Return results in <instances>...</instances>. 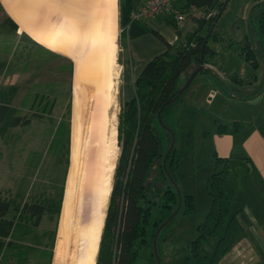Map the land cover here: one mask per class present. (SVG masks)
<instances>
[{"label": "rangeland", "instance_id": "obj_1", "mask_svg": "<svg viewBox=\"0 0 264 264\" xmlns=\"http://www.w3.org/2000/svg\"><path fill=\"white\" fill-rule=\"evenodd\" d=\"M238 1L236 12L231 13L235 0L229 2L225 11L222 24L228 31V16L242 13L244 9V1ZM6 13L18 24L17 30ZM145 25L148 30L144 34L134 36L130 28L123 34L119 0H0V94L9 105L0 121V199L12 203L7 218L17 220L26 202L32 203L47 195L55 197L68 166L52 258L29 250L8 251L0 256V264H75L77 223L85 214L84 198L93 159L112 149L115 161L109 190L122 151L118 132L120 114L123 103L135 95L134 86L125 85L123 66L125 62L128 66L133 62L132 49L138 60L137 56H146L148 50L159 51L167 46L160 25L151 22ZM33 42L45 49L37 48ZM189 70L181 74L180 84L186 82ZM190 89L169 104L161 118L156 117L155 128L163 154L171 146L168 135L173 133L181 155L175 173L176 190L181 195H195L196 211L184 215L180 208L174 215L175 210L163 207V197H157L147 224V242L140 247L139 257L133 264H159L154 246L157 231L156 248L162 264H185L189 245L198 236V226L207 214L211 199L207 185L214 164L211 147L202 141L198 117L188 124L191 127L184 125L189 119L183 114V107L191 96ZM37 94L44 96L43 104L47 100L50 103L47 111L31 108L33 101H39L38 96L35 98ZM69 103H72V113L67 165L65 131L58 132ZM15 117H20V121L13 125ZM236 188L243 189L241 182L238 187L235 184ZM23 224L38 234L34 237V233H27V242L47 241L49 236H42L43 232L53 230L56 225L49 215H45L40 225ZM50 246L46 248L48 251ZM206 249L210 251L209 244ZM7 254L12 258L6 260L10 257Z\"/></svg>", "mask_w": 264, "mask_h": 264}, {"label": "trees", "instance_id": "obj_2", "mask_svg": "<svg viewBox=\"0 0 264 264\" xmlns=\"http://www.w3.org/2000/svg\"><path fill=\"white\" fill-rule=\"evenodd\" d=\"M183 1L185 3H181L182 6L178 7L183 11L195 5L205 8L208 12L214 11L216 14L199 20L198 28L186 42L176 45L168 44L165 52L148 62L134 82V97L123 103L118 127L122 151L118 164L114 167V170L116 168L114 183V170L111 177L93 264H133L139 257L140 247L147 242V224L150 221L153 207L157 204V197H163L164 208L174 211L178 206V192L163 165L161 154L164 152L155 128V119L162 105L184 86L179 87L181 74L189 69L193 72L200 64L203 43L227 0ZM119 4L123 34L128 25L134 36L147 32L148 28L145 23L131 22L134 0H119ZM9 20L14 25V30H17L18 24L10 17ZM171 25L177 30L178 27L174 22H171ZM258 28L264 36V12L260 17ZM215 30L216 28L210 36L215 33ZM23 34L28 36L26 33ZM33 45L36 44L33 42ZM36 46L45 49L39 45ZM242 53L247 61H250L255 68L258 67L256 52L248 42ZM261 53L264 55V47ZM208 54H212V50L207 42L206 64ZM37 96L38 94L35 98ZM38 97L39 101L37 103L33 101L31 108L37 107L39 110L47 111V105L50 103L47 100L43 104L44 96L39 95ZM8 109L9 105L4 103V97L0 94V121L3 120ZM71 113L72 103H69L66 113L63 114V120L59 124L58 132L65 131L64 155L67 156V165L70 157ZM19 121L20 117H15L11 123L16 125ZM115 122L117 139V116ZM168 139L171 142L172 136L168 135ZM180 160L179 150L174 146L166 161L168 172L174 179ZM212 160L214 171L207 185L211 205L204 221L198 226V236L189 245V255L185 258V264H219L242 235L243 227L238 217L241 210L234 207L236 189L233 181V165L228 158L220 157L216 152L212 153ZM66 168L62 186L55 197L47 195L32 203H24L17 220L7 218L12 210L10 200L0 199V256L8 251L29 250L39 253L42 257H47L49 254V258H52L68 166ZM182 199L183 213L193 214L196 211L195 195L184 194ZM45 215H49L56 224L53 230L48 229L43 232L42 236L48 235L49 238L47 241L34 239L27 242V233H34L31 227L40 225ZM23 223L29 224L31 229H27L26 224ZM157 225L160 224L157 223ZM11 236H13L11 241H6ZM33 236L37 237L38 234L34 233ZM207 244L211 248L210 251L206 249ZM49 245L51 249L48 251L46 248ZM7 256L10 257L6 260L12 258L11 254Z\"/></svg>", "mask_w": 264, "mask_h": 264}, {"label": "crops", "instance_id": "obj_3", "mask_svg": "<svg viewBox=\"0 0 264 264\" xmlns=\"http://www.w3.org/2000/svg\"><path fill=\"white\" fill-rule=\"evenodd\" d=\"M243 1L242 13L228 16L230 31L222 24L229 5L222 13L215 26V33L208 39L212 54H208L207 69L194 79L190 86L191 96L183 107V114L189 118L185 127H191V121L198 117L203 143L205 146L206 142L209 144L212 153L216 152L220 157L230 160L234 169V183H237V187L240 182L243 185L242 190L236 188L234 201L235 209L241 210L238 217L243 227L242 235L219 264H264V55L261 53L264 36L258 28L264 12V0ZM144 2L134 0L133 10H139ZM181 3L185 2L177 0L175 11L188 13L190 7L185 11L178 8L182 6ZM238 7L239 1L235 0L231 13L236 12ZM196 12L201 18L187 14L180 25L174 14L159 16L143 23L151 22L161 26V36L167 45L164 49L167 50L168 44L186 42L196 31L199 20L205 18L207 10L197 7ZM171 22L177 25V30L163 26L167 24L171 27ZM233 32L236 38L232 36ZM247 42L256 52L257 68L242 53ZM164 49L148 50L146 56H137L138 60L132 49L133 62L130 61V66L126 62L125 66L122 65L126 87L127 84L134 86L140 76L136 78V75L145 67L146 62L165 52ZM191 73L192 70H189L185 81ZM183 85L179 82V87ZM210 205L211 199L206 212Z\"/></svg>", "mask_w": 264, "mask_h": 264}, {"label": "bare ground", "instance_id": "obj_4", "mask_svg": "<svg viewBox=\"0 0 264 264\" xmlns=\"http://www.w3.org/2000/svg\"><path fill=\"white\" fill-rule=\"evenodd\" d=\"M114 161L112 149H106L93 159L89 178L87 177L86 197L83 205L85 216L82 214L83 218L78 223L76 221L79 234H76L78 259L74 260L75 264L93 263L100 217L104 210L110 172Z\"/></svg>", "mask_w": 264, "mask_h": 264}, {"label": "water", "instance_id": "obj_5", "mask_svg": "<svg viewBox=\"0 0 264 264\" xmlns=\"http://www.w3.org/2000/svg\"><path fill=\"white\" fill-rule=\"evenodd\" d=\"M229 1H230V0H227V1L225 2L223 8L221 9V11H220V13H219V15H218V17H217L215 23H214V25L212 26V28H211V30H210L208 36L206 37V39H205V41H204V43H203V46H202V54H201V57H200V64H199V65L193 70V72L191 73L190 77L187 79V81H186V83L184 84V86H183L182 88H180V89L178 90L177 93H174V94H173V95H172V96H171V97H170V98H169V99H168V100L162 105V107L159 109L158 114H157V116H158L159 118H161V115H162V112H163L164 108H165L166 106H168L169 104H171L176 98H178L179 96L183 95V93H184V92H185V91L191 86V84L193 83V81H194V79L197 77V75H198L199 73H201V72H203V71H205V70L207 69L206 62H205V48H206V44H207V42H208V38H209L211 32L213 31V29L215 28V26L218 24L219 19H220L222 13L224 12V10L226 9V7H227ZM172 135H173V133H172ZM173 139H174V136H172V139H171V146H170V148L168 149V151L166 152V154H164V155L161 154V156H163V165H164V168L166 169L167 173L169 174V177H170V180H171L173 186H174L175 188H177V187H176V181H175V179L170 175V173L168 172V169H167V167H166V161H167V159H168V157H169L171 151L173 150V148H174V146H175V142H174ZM182 202H183L182 195H181L180 190L178 189V206H177V208L175 209L174 215H175V214L179 211V209L182 207ZM166 223H167V222H166ZM166 223H165V224H166ZM165 224H164V225H165ZM164 225H163V226H164ZM158 233H159V231L156 232V235H155V238H154L155 254H156V256H157V260H158L159 264H162L161 259L159 258V254H158V252H157V248H156V245H157V235H158Z\"/></svg>", "mask_w": 264, "mask_h": 264}, {"label": "built area", "instance_id": "obj_6", "mask_svg": "<svg viewBox=\"0 0 264 264\" xmlns=\"http://www.w3.org/2000/svg\"><path fill=\"white\" fill-rule=\"evenodd\" d=\"M176 2L177 0H145L143 6L139 10L132 11L131 22H145L167 14H174L178 25L184 22L187 14H191L196 18H201L196 12L197 6L195 5L190 6L188 13L176 12L174 8ZM214 14H216L214 11H207V14L204 17L208 18ZM127 28H129V25Z\"/></svg>", "mask_w": 264, "mask_h": 264}, {"label": "flooded vegetation", "instance_id": "obj_7", "mask_svg": "<svg viewBox=\"0 0 264 264\" xmlns=\"http://www.w3.org/2000/svg\"><path fill=\"white\" fill-rule=\"evenodd\" d=\"M169 135H171V136H172V134H169Z\"/></svg>", "mask_w": 264, "mask_h": 264}]
</instances>
